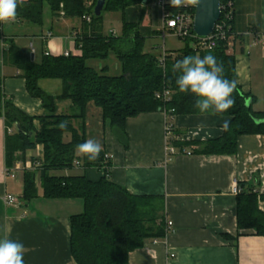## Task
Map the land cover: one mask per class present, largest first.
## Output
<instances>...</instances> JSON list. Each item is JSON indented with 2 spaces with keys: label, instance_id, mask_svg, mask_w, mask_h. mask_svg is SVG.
<instances>
[{
  "label": "crops",
  "instance_id": "crops-1",
  "mask_svg": "<svg viewBox=\"0 0 264 264\" xmlns=\"http://www.w3.org/2000/svg\"><path fill=\"white\" fill-rule=\"evenodd\" d=\"M244 2L245 13L240 18L235 15L234 25L240 37L233 40L231 53L235 55L241 90L248 94L254 110L264 111V0ZM73 18L51 12L43 15L42 25L14 22L11 28L4 24L0 31V79L4 95L30 116H43L46 109L41 99L29 94L22 71L5 60V53L14 42L30 51L35 61L44 53L81 55L75 36L89 29L85 28L82 18L81 26ZM161 33L160 26L146 35V51L157 54L155 49L160 45L157 38ZM183 47L166 51L174 55ZM88 62L96 69L105 68L109 75L122 72L114 54L107 60ZM39 86L56 98L57 114L70 112L72 100L58 98L63 88L60 79L42 78ZM230 120V116L214 114L177 115L171 130L165 112H144L126 120L128 145L124 146L114 134L110 121L104 119L102 109L94 102L87 104V139L95 138L103 151L111 155V180L133 194L162 197L166 221L173 222L164 240L148 239L142 248L132 251L129 264H264V236L256 235L254 230L238 229L233 193L236 180L258 187L264 194V135L240 136L235 155H200L189 146L182 150L174 145L176 141L219 138L223 125ZM35 124L38 126L39 122ZM16 130V126L10 129ZM5 135L6 125L0 118V238L7 237L25 245L28 251L24 264H76L71 254L70 217L82 212V201L39 196L24 203L22 174L16 179L6 174ZM43 153V146L38 145L25 157L34 155L43 159ZM74 170L82 173L80 167ZM69 173L68 170L61 172ZM103 174L95 169L86 171L93 180ZM37 184L40 185L38 175ZM6 193L19 197V202L6 206L3 202ZM259 209L264 212V197L259 199Z\"/></svg>",
  "mask_w": 264,
  "mask_h": 264
},
{
  "label": "trees",
  "instance_id": "trees-1",
  "mask_svg": "<svg viewBox=\"0 0 264 264\" xmlns=\"http://www.w3.org/2000/svg\"><path fill=\"white\" fill-rule=\"evenodd\" d=\"M226 1L221 0V5ZM46 3L54 15L82 18L89 30L75 36L81 55L44 53L40 60L35 61L30 51L11 42L5 60L22 71L29 94L41 99L46 114L34 117L18 108L5 97L0 79V118L6 125V166L13 169L17 161L27 160L28 151L42 145L43 159L34 155L30 157L35 164L39 161V166L21 173L23 202L28 203L39 196L81 200L82 212L70 217L71 254L76 264H129V254L142 248L146 240L166 238L165 200L160 196L133 194L113 182L110 178L111 159H105L104 151L95 162L76 153V146L87 140V104L94 102L102 109L104 119L110 121L118 140L127 146L126 120L129 117L163 111L172 130L175 116L201 114L194 107L196 97L178 90L176 75L172 72V65L177 60L187 55L204 57L211 54L222 63L224 76L238 81L235 55L228 50V40H218L213 49H200L194 47L196 39L188 38L178 53L172 55L167 52L163 63L161 55L145 50L147 36L139 32L138 24L125 21L121 36L104 35L99 30L100 26H92L103 19L107 10L125 9L129 5L128 0H107L100 17L94 15L97 0H23L15 22L42 25ZM166 7L170 11L179 9L172 7L170 0H167ZM235 15L234 2V18L229 31L232 40L240 37L234 25ZM84 16H90L91 22H87ZM112 54L121 64L119 75H109L105 68L96 69L89 65L90 60H107ZM42 78L62 81L63 88L58 98L72 100L69 113H56V98L39 86ZM164 89L171 91L167 102L156 97V93ZM233 99L235 103L231 108L214 114L231 117L222 136L206 141H176L174 145L182 150L189 146L192 152L200 155H235L240 136L264 135V111L254 110L253 104L248 102V94L243 93L239 84L233 92ZM15 126L16 132H11ZM77 162L82 173L57 174L74 170L78 167ZM89 169L103 171L104 174L93 180L86 175ZM37 175L40 185L37 184ZM239 186L241 191L236 195L237 227L239 230H254L256 235L264 236V212L259 209V199L264 194L255 192L258 187L243 182H239Z\"/></svg>",
  "mask_w": 264,
  "mask_h": 264
},
{
  "label": "clouds",
  "instance_id": "clouds-1",
  "mask_svg": "<svg viewBox=\"0 0 264 264\" xmlns=\"http://www.w3.org/2000/svg\"><path fill=\"white\" fill-rule=\"evenodd\" d=\"M23 0H0V23H14L18 15V7ZM199 0H170L172 7L197 6ZM167 72V70L165 69ZM172 72L176 75L175 83L181 93H191L196 99L194 107L201 114L223 113L231 108L235 101L233 92L238 81L224 76L222 63L209 54L187 55L172 65ZM227 130L228 124L223 125ZM76 153L84 156L90 162L99 159L103 151L102 144L95 138H89L76 146ZM28 249L16 240L0 238V264H24V256Z\"/></svg>",
  "mask_w": 264,
  "mask_h": 264
},
{
  "label": "built area",
  "instance_id": "built-area-1",
  "mask_svg": "<svg viewBox=\"0 0 264 264\" xmlns=\"http://www.w3.org/2000/svg\"><path fill=\"white\" fill-rule=\"evenodd\" d=\"M157 4L162 8V33L163 39L166 38L167 35L173 36L181 41H185L188 38L196 39V42L194 43L195 48L200 49H213L218 40H228L229 41V52L231 53V47L233 44V36L229 34V31L231 29V20L234 18V2L233 0H227L224 4L221 5V18L216 23L215 28L213 32L207 36V37H199L196 35V33L193 30L194 25V16L195 11L193 12L192 6H182L179 7L176 11H170L166 7L167 0H157ZM63 14V12H62ZM84 18L87 20V22H91L90 16H84ZM3 23H0V31L3 28ZM115 34V32H113ZM48 36H52V33H49ZM167 51L164 49L161 53V61L164 63L165 61V55ZM70 52H66L65 55H70ZM156 97L163 100L164 102H167L171 98V91L169 89H164V91L157 92ZM105 159L110 160L111 155L105 154ZM78 167H80L79 162L76 163ZM39 166V161L36 162V164L30 159V157L25 162H18L16 163L15 167L13 169L6 170V174L8 177L12 179H16L19 174H21L24 170H31L35 167ZM109 168V166H108ZM241 191V188L239 186L238 181H234V187H233V193L238 194ZM259 194L262 193V191L255 190ZM3 202L6 206H12L19 202V197H17L14 194L6 193L3 196ZM167 230L168 232L171 231L173 222L171 220H167Z\"/></svg>",
  "mask_w": 264,
  "mask_h": 264
},
{
  "label": "rangeland",
  "instance_id": "rangeland-1",
  "mask_svg": "<svg viewBox=\"0 0 264 264\" xmlns=\"http://www.w3.org/2000/svg\"><path fill=\"white\" fill-rule=\"evenodd\" d=\"M129 5L125 7V9L120 10H107L104 13L103 19L99 23H94L92 26L98 28L100 26V32L104 35H113V31H116V36H121L124 30V22H130L134 24H138L139 32L143 35L150 34L153 31L159 30L160 26L163 25L162 20V9L157 5L156 0H148L147 3H144V0H128ZM242 0H234L235 2V10L238 18L241 17V14L245 13L246 3L243 0V3L240 2ZM248 3V2H247ZM242 5V6H241ZM51 13L50 7L48 4H45L44 7V15H49ZM75 19V20H74ZM74 21H79L81 26L80 18H73ZM83 21V20H81ZM6 28L13 27V24H5ZM90 26V24H89ZM158 45L155 49V52L160 55L162 51L169 49H176L184 45V42L173 37L167 35L166 38L163 39V35L157 38ZM117 74V73H116ZM81 171H70L69 174H79ZM61 174V173H60Z\"/></svg>",
  "mask_w": 264,
  "mask_h": 264
},
{
  "label": "water",
  "instance_id": "water-1",
  "mask_svg": "<svg viewBox=\"0 0 264 264\" xmlns=\"http://www.w3.org/2000/svg\"><path fill=\"white\" fill-rule=\"evenodd\" d=\"M106 1L97 0L94 8L96 17H100L103 14ZM221 13V0H199V4L195 6L193 25L196 35L199 37L209 36L213 32L216 23L220 20Z\"/></svg>",
  "mask_w": 264,
  "mask_h": 264
}]
</instances>
